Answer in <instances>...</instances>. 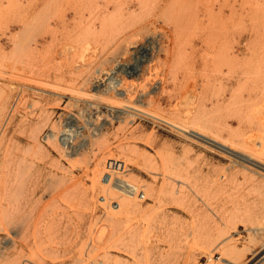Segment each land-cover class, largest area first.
I'll use <instances>...</instances> for the list:
<instances>
[{
	"label": "rangeland",
	"instance_id": "rangeland-1",
	"mask_svg": "<svg viewBox=\"0 0 264 264\" xmlns=\"http://www.w3.org/2000/svg\"><path fill=\"white\" fill-rule=\"evenodd\" d=\"M234 4L0 0V264H264V71L185 51Z\"/></svg>",
	"mask_w": 264,
	"mask_h": 264
},
{
	"label": "crops",
	"instance_id": "crops-1",
	"mask_svg": "<svg viewBox=\"0 0 264 264\" xmlns=\"http://www.w3.org/2000/svg\"><path fill=\"white\" fill-rule=\"evenodd\" d=\"M239 8L248 28V32L238 35L231 30L227 32L219 31L194 32L193 46L186 48V52H191L194 56L214 55L224 46L228 45L231 58L232 75L234 83L246 72L260 70L264 71V28L251 31L253 22L264 23V0H193V17L184 18L183 23H192L204 28L206 25L230 24L232 4ZM239 16L235 17V20ZM234 21V20H233ZM211 29V26L208 27ZM184 40L186 37L183 38ZM246 96L248 93L245 94Z\"/></svg>",
	"mask_w": 264,
	"mask_h": 264
},
{
	"label": "bare ground",
	"instance_id": "bare-ground-1",
	"mask_svg": "<svg viewBox=\"0 0 264 264\" xmlns=\"http://www.w3.org/2000/svg\"><path fill=\"white\" fill-rule=\"evenodd\" d=\"M194 134H196V133H194ZM195 137V136H194ZM197 138V137H196ZM199 139H201L200 137H199ZM220 143V142H219ZM219 147V146H218ZM226 147H227V145H226ZM228 148V147H227ZM226 148V149H227ZM231 148L229 147V150H230ZM228 150V149H227ZM232 150V149H231ZM234 151V150H233ZM227 152H229V151H227ZM231 152V151H230ZM229 152V153H230ZM234 153V152H233ZM240 155V154H239ZM246 160V159H245ZM248 162V161H247ZM257 162V161H256ZM255 163V162H254ZM258 163V162H257ZM109 167H111V168H113L112 170H110V169H108L109 170V172H107V173H105V175L103 176V181L105 182V184H107V183H110L111 181H112V178H113V174H115L116 172H120V171H122V169L124 168V163H120L118 160H111L109 163ZM258 165V164H257ZM263 165V164H262ZM263 168V167H262ZM96 177V176H95ZM116 177H117V175H116ZM113 185L116 187V189L118 188V190L120 191H124V193H129V194H134V192L136 193V191H137V188L133 185V184H131V183H129L128 181H126V180H124V179H121V178H116L114 181H113ZM113 186V187H114ZM140 199L141 198H144L145 197V193H143V194H141L140 193ZM138 196V197H139ZM106 200V198L105 197H103V202ZM117 206L119 207V202H118V204H117ZM220 256L219 257H217L215 260H220ZM222 261V260H221ZM224 262H226L227 264H234V262L235 261H232V259L231 260H224ZM219 263V262H218ZM225 263V264H226ZM224 264V263H223Z\"/></svg>",
	"mask_w": 264,
	"mask_h": 264
},
{
	"label": "built area",
	"instance_id": "built-area-1",
	"mask_svg": "<svg viewBox=\"0 0 264 264\" xmlns=\"http://www.w3.org/2000/svg\"><path fill=\"white\" fill-rule=\"evenodd\" d=\"M110 161H111V160H110ZM119 162H120V161H119ZM120 163H122V162H120ZM107 168L110 169V170L113 169V168L109 167V164L107 165ZM108 169H107V170H108Z\"/></svg>",
	"mask_w": 264,
	"mask_h": 264
}]
</instances>
